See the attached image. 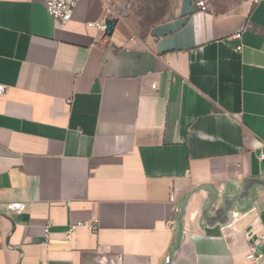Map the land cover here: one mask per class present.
I'll use <instances>...</instances> for the list:
<instances>
[{
  "label": "crops",
  "instance_id": "crops-1",
  "mask_svg": "<svg viewBox=\"0 0 264 264\" xmlns=\"http://www.w3.org/2000/svg\"><path fill=\"white\" fill-rule=\"evenodd\" d=\"M194 1L0 0V264H250L264 0Z\"/></svg>",
  "mask_w": 264,
  "mask_h": 264
},
{
  "label": "built area",
  "instance_id": "built-area-1",
  "mask_svg": "<svg viewBox=\"0 0 264 264\" xmlns=\"http://www.w3.org/2000/svg\"><path fill=\"white\" fill-rule=\"evenodd\" d=\"M80 0H45L44 6L47 13L57 20L60 24H65L68 22L73 15L74 8L76 4ZM257 1V0H255ZM195 5L199 7L200 10L205 11L207 9V5L205 0H195ZM111 13V7L106 5L104 9L103 19L95 22H88L89 26H94L98 28L100 31H104V19L109 16ZM240 33H236L234 37L239 38ZM237 50L240 49V46L236 47ZM151 87L155 88V84H151ZM6 87L4 84H0V94L4 93ZM69 101V100H68ZM261 158H264V154H261ZM175 197L173 194H170V200L174 201ZM87 225L93 232L96 231V224L95 222H77L75 224H71L68 227L66 237L68 240L71 239V234L74 229L81 225ZM260 226V224H259ZM45 236H47L49 232V224H47L44 228ZM245 238L250 241L248 245L247 252L245 254V258L249 261L250 264H264V232L262 230H252L249 229L248 231L244 232ZM254 238L253 240H251ZM47 243V239L45 238L44 244ZM119 262L122 261L121 256H118Z\"/></svg>",
  "mask_w": 264,
  "mask_h": 264
},
{
  "label": "water",
  "instance_id": "water-1",
  "mask_svg": "<svg viewBox=\"0 0 264 264\" xmlns=\"http://www.w3.org/2000/svg\"><path fill=\"white\" fill-rule=\"evenodd\" d=\"M115 22H116V19H111V18H108V17H106L104 19V26H105L104 31L107 34H110L112 32ZM263 184H264V182H263Z\"/></svg>",
  "mask_w": 264,
  "mask_h": 264
}]
</instances>
